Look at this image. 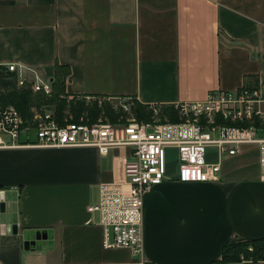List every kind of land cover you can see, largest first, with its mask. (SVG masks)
Masks as SVG:
<instances>
[{
  "label": "crops",
  "instance_id": "crops-1",
  "mask_svg": "<svg viewBox=\"0 0 264 264\" xmlns=\"http://www.w3.org/2000/svg\"><path fill=\"white\" fill-rule=\"evenodd\" d=\"M8 64L34 69L52 93L55 68H67L60 96L80 101L170 106L257 84L264 111V0H0V66ZM23 134L21 147L0 149V264H138L127 249L103 248L87 210L102 186L127 190L131 149L41 148L26 145L32 129ZM259 158L258 147H242L207 183H179L167 169L144 195L143 260L211 264L224 246L262 239Z\"/></svg>",
  "mask_w": 264,
  "mask_h": 264
},
{
  "label": "built area",
  "instance_id": "built-area-1",
  "mask_svg": "<svg viewBox=\"0 0 264 264\" xmlns=\"http://www.w3.org/2000/svg\"><path fill=\"white\" fill-rule=\"evenodd\" d=\"M6 68L16 74L18 88L27 87L33 93L52 95V83L34 69H24L15 64H8ZM24 71L30 74V79L25 78ZM61 98L69 102L74 97ZM109 99L82 97L85 103L96 101L98 106ZM120 99V107L127 110L125 104L129 98ZM261 103L259 85L245 82L233 91L209 92L202 101L171 105L178 122H161L157 105H149L152 122L139 123L130 119L119 125L101 120L93 124L83 120H65L60 124L51 114L40 113L35 116L36 125L30 128L35 141L26 145L41 148L94 147L102 156L111 149L129 147L132 160L125 164L124 171L127 190L102 186L100 200L87 210L98 217V225L103 230L104 249H127L138 264H148L142 258L143 199L150 188L168 178L166 149L177 151L175 172L179 183L218 180L219 163L237 155L245 146L258 147L259 162L264 171V111L260 109ZM30 129L25 127L21 114L15 108L0 107V149L21 147V136ZM213 153L216 162L208 161V154ZM3 214L0 213V217ZM262 239L264 241V237Z\"/></svg>",
  "mask_w": 264,
  "mask_h": 264
},
{
  "label": "trees",
  "instance_id": "trees-1",
  "mask_svg": "<svg viewBox=\"0 0 264 264\" xmlns=\"http://www.w3.org/2000/svg\"><path fill=\"white\" fill-rule=\"evenodd\" d=\"M67 74V68L56 67L54 84L57 86V92L52 93L51 96H45L42 93H33L27 87L18 88L16 85V74L9 72L5 66H0V104L1 106L12 105L21 114L25 124L29 123L30 126L36 125L35 116L42 113L41 109L54 107L55 116L57 115L59 123H63V119H67L70 113L73 116L71 107L67 105L68 102L60 96L63 92L62 88ZM126 103L131 106V113L136 121L139 123L151 121L150 119L153 115L149 105H143L131 98ZM78 107V112L74 115V118H78H72L70 122H78L79 118H84L89 124L101 120L113 125H119L126 123L129 116L118 107L114 109L112 103L108 101L101 106H98L96 101L90 103L80 101ZM159 111L161 122L165 120L178 122L171 105H160ZM249 247H251V250H248ZM242 261H264L263 239L224 246L221 250L220 259L211 264H230Z\"/></svg>",
  "mask_w": 264,
  "mask_h": 264
},
{
  "label": "rangeland",
  "instance_id": "rangeland-1",
  "mask_svg": "<svg viewBox=\"0 0 264 264\" xmlns=\"http://www.w3.org/2000/svg\"><path fill=\"white\" fill-rule=\"evenodd\" d=\"M106 99V98H105ZM82 101V100H81ZM106 101H109L110 103H112V106L114 107V109H116L117 107L118 108H120V109H122L124 112H126L129 116H128V119L127 120H130V119H134L135 120V118L132 116V113H131V106L130 105H128L127 103L125 104L126 105V107L128 108L127 110H124L122 107H120V103H122L121 102V99H109V100H106ZM105 101V102H106ZM128 101V100H127ZM126 101V102H127ZM79 103H80V99L78 100V99H76L75 97L71 100V101H69L68 103H67V105H68V107H71V110H72V112H73V116H72V114L70 113V115L67 117V119L66 120H69V121H71L72 120V118L73 119H77V118H74L75 116V114H77V112H78V109H79ZM0 107H13L12 105H7V106H1V104H0ZM14 108V107H13ZM41 111H42V113H49V114H51L52 115V117H53V119H54V121L55 122H57V123H59V121H58V117H57V115L55 116V108L54 107H46V108H44V109H41ZM64 121H65V119H63ZM79 120H83V122L84 123H87V124H89L88 123V121L86 120V119H84V118H79ZM151 121H148V122H152L153 121V117L150 119ZM136 121V120H135ZM138 122V121H137ZM141 123H146V122H141ZM61 124V123H60ZM93 124V123H92ZM25 127H31L30 125H29V123H26L25 124ZM208 152H211V151H208ZM209 156H208V161L209 160H213V158H214V153L213 154H208ZM166 161H167V169L169 170V171H171V172H174V171H176V169H177V167H178V158H177V151L174 149V148H167L166 149Z\"/></svg>",
  "mask_w": 264,
  "mask_h": 264
},
{
  "label": "water",
  "instance_id": "water-1",
  "mask_svg": "<svg viewBox=\"0 0 264 264\" xmlns=\"http://www.w3.org/2000/svg\"><path fill=\"white\" fill-rule=\"evenodd\" d=\"M4 201H5V193H4V191H0V202H1L0 203V213L1 214H3L5 212V203H4ZM2 230H3V224L0 222V231L3 232ZM38 239H40L39 233H36L35 234V238L33 240L29 241V245H30L31 248L35 247L36 241Z\"/></svg>",
  "mask_w": 264,
  "mask_h": 264
}]
</instances>
